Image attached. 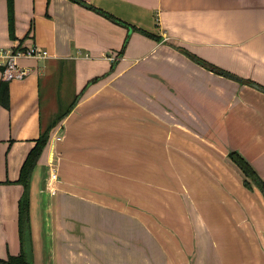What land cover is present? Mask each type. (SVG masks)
Returning a JSON list of instances; mask_svg holds the SVG:
<instances>
[{
    "label": "crops",
    "instance_id": "0c3cea01",
    "mask_svg": "<svg viewBox=\"0 0 264 264\" xmlns=\"http://www.w3.org/2000/svg\"><path fill=\"white\" fill-rule=\"evenodd\" d=\"M80 1L159 38L129 30ZM80 1L13 0V35L9 1L0 0V50L38 45L47 52L17 58L27 74L8 79L10 104H0L3 260L23 249L19 209L23 185L17 182L22 165L59 111L69 110L53 127L48 144L54 134L62 137L47 144L31 176L34 264H118L110 259L118 255L103 253L100 245L93 247V241L101 243V234L107 236L108 231L123 243L119 227L122 219L132 222L131 211H124L120 202L119 206L109 200L103 204L87 196L105 193L94 171L104 172L100 155L106 153L111 159L114 151L118 159L119 142L131 145L141 136L145 165L150 158L144 147L150 142V119L165 125L166 117L173 126L171 134L175 131L181 139L192 140L190 153L204 169L222 171L219 151L209 144L215 140L228 153L238 151L264 179V0ZM182 48L225 72L203 66ZM3 76L0 69V81ZM95 77L101 78L89 84ZM42 99L48 101L50 121L43 118ZM134 124L140 126L139 136ZM54 144L61 161L56 166L58 178L49 185L53 170L48 147L51 151ZM126 154L132 155L129 150ZM226 165L243 182L239 169L231 162ZM107 173L112 176L113 171ZM231 185L235 193L227 195L229 227L218 229L227 240L216 243L220 239L212 235L216 256L211 260L205 246L200 250L197 244L198 264H264V193L250 192L255 186L250 189L238 179L227 183ZM67 217L71 224L75 219L77 231L92 226L89 252L72 251L71 241L60 244L66 239L57 236L60 227L71 228ZM194 217L206 233L212 231L200 212L195 211ZM134 225L128 236L138 241V225ZM128 264H140L139 257Z\"/></svg>",
    "mask_w": 264,
    "mask_h": 264
},
{
    "label": "rangeland",
    "instance_id": "374dc122",
    "mask_svg": "<svg viewBox=\"0 0 264 264\" xmlns=\"http://www.w3.org/2000/svg\"><path fill=\"white\" fill-rule=\"evenodd\" d=\"M46 94L47 91L44 86L43 95ZM42 101L43 118L50 121L49 112L46 110L48 101L45 99ZM171 112L170 110L168 114L172 115ZM181 113L183 114V112ZM164 119L165 125L156 124L153 120H149L150 142L148 145L144 144V147H148L150 158L146 159L145 165L142 158V144L139 141L141 129L135 124L132 129L138 132L135 135L139 137L135 138V143L131 145L119 142L117 160L114 159V151L111 153V159L106 153L100 156L98 154L104 172L101 173L100 169L94 172L97 171L98 185L104 187L105 193L93 192L87 198L98 201V203L109 200V203L116 206H119L120 202L124 211L128 213L131 211L133 219L132 222L124 219L121 221L122 227L119 228H122L120 232L122 231L121 234L125 236L123 243L121 237L115 232L110 235L108 231L106 232L108 233L107 236L101 234V243L93 241V247L97 244L100 245L103 253L110 255V252H113V254L118 255L110 258L116 260L118 264H123V260L124 264H128L129 261L132 263V259L137 257H139L140 264H198L200 258L197 252V244L200 250H203L202 247L205 246V250H207L205 253L209 260L213 259L216 256V251L213 250L215 244L212 235L220 239V241L215 240L216 243L227 240V236L218 230H226L229 227L228 220L231 209L228 207L230 203L227 195L235 193V187L234 185L227 186V183L238 179L242 185L245 184L226 165L228 162L235 165L225 150L226 148L224 149L220 144H217L215 140H209V144L219 151L216 152L217 159L221 161L222 165V171L216 170L212 173L209 169H204L196 157L190 153L193 145L191 144L192 140L181 139L177 133L175 134V131L171 134L173 126L167 123L169 120L166 117ZM182 126L188 127L187 124H182ZM162 134L164 136H161ZM61 137L59 133L54 134L51 143L48 145L51 146L54 141L60 140ZM159 137L162 139L158 140ZM104 149L105 147L101 151L105 152L106 149ZM128 150L133 156L130 157L126 154ZM49 151L48 147L50 162L52 163L50 169L56 170V166L61 161V152L55 147V144ZM108 151L110 155V150ZM193 166H196V169H193ZM235 166L239 169L237 165ZM108 171H113L112 176L107 173ZM239 171L244 178L240 169ZM253 185L255 189L250 190V192L257 189L258 192L261 191L258 186ZM94 189L95 191H102V188ZM195 211L200 212L211 225V232L207 230L209 233H206L205 230L195 224ZM67 220L68 225L71 226L70 229L60 227L58 234V229L56 230L57 236L66 238L60 244L63 245L71 241L70 245H75V248L71 249L72 251L75 249L84 251L85 249L89 252L90 237L94 236L89 235L92 226L85 225L84 232H80L76 230L77 222L75 219H73V224L70 223L69 217ZM135 223L138 225V241H132L128 236L131 225L135 227ZM115 237L120 239H114ZM132 245L137 249H131ZM122 248L124 252L121 251ZM200 254L202 255V253Z\"/></svg>",
    "mask_w": 264,
    "mask_h": 264
},
{
    "label": "trees",
    "instance_id": "16d2710c",
    "mask_svg": "<svg viewBox=\"0 0 264 264\" xmlns=\"http://www.w3.org/2000/svg\"><path fill=\"white\" fill-rule=\"evenodd\" d=\"M8 1H9V11H10V20H11V30H12V34L14 35V33H13V31H14L13 3L14 2H13V0H8ZM80 2L84 6L86 5L87 7L92 8L93 10L98 12L99 14L106 15L108 18H110L114 22H116L118 24L120 23L124 26H127V28L129 30H136V31L140 30L141 32H143L144 34H146L150 37L155 36V35L151 34L150 32H147L145 30H141L137 27H134V26L130 25L129 23L125 22L124 20L117 18L114 15H112V14H110L104 10H100V9L96 8L95 6L89 4L85 1L84 2L80 1ZM156 38H159V37H156ZM16 50H24V47L18 46L16 48ZM182 50L184 52H186L187 54H189L194 60H196L198 63L202 64L203 66L208 67L217 73L225 72L224 70H222L218 66L201 59L200 57H198L196 54L190 52L189 50H186L185 48H182ZM0 69L4 73L5 68L0 65ZM100 78L101 77H95V78L91 79L88 83L90 84L91 82L97 81ZM0 104L5 106V107H9V104H10L9 82H8V79L5 78V76H3V79L0 81ZM68 112H69V110L67 112H62V111L60 112L59 111V113L56 115L53 123L47 129L43 130L40 133V135H39L40 137L37 139L36 145L28 153V155H27V157H26V159L22 165V168L20 171V177L17 180V182L20 183L21 185H23V193L21 195L20 203H19L21 239H22L23 249H22V253L19 255L9 256V258L7 260L0 259V263H5V264H33V261L27 260L26 252L24 249L25 234L27 232H29L31 235V226H30L31 176H32L33 170L36 167L41 155L43 154L42 153L43 150L45 149V147L49 143V140L51 137L50 133H51L53 127L60 120H62L63 117ZM229 157L234 162V164L239 167V169L243 173V175H244L243 182L245 183V185L248 186L249 188L253 189V187H254L253 184H255L264 193V179L261 177V175L258 174V172L253 167V165H251L248 162V160L243 155H241L238 151H230Z\"/></svg>",
    "mask_w": 264,
    "mask_h": 264
},
{
    "label": "built area",
    "instance_id": "2783aa9c",
    "mask_svg": "<svg viewBox=\"0 0 264 264\" xmlns=\"http://www.w3.org/2000/svg\"><path fill=\"white\" fill-rule=\"evenodd\" d=\"M46 54L47 52L42 50L38 45H34V47H24V50H0V65L5 68V78H21L27 74V70L18 65L17 58L19 56L27 55L28 57H40ZM56 170L51 172V179H56L58 177V172Z\"/></svg>",
    "mask_w": 264,
    "mask_h": 264
},
{
    "label": "water",
    "instance_id": "95a60500",
    "mask_svg": "<svg viewBox=\"0 0 264 264\" xmlns=\"http://www.w3.org/2000/svg\"><path fill=\"white\" fill-rule=\"evenodd\" d=\"M24 249L26 252L27 260L33 261V249H32V242H31V235L29 232H27L25 234ZM33 264H34V262H33Z\"/></svg>",
    "mask_w": 264,
    "mask_h": 264
},
{
    "label": "bare ground",
    "instance_id": "6f19581e",
    "mask_svg": "<svg viewBox=\"0 0 264 264\" xmlns=\"http://www.w3.org/2000/svg\"><path fill=\"white\" fill-rule=\"evenodd\" d=\"M54 180H55V179L52 178L51 181H50V183H49V185H52V184L55 182Z\"/></svg>",
    "mask_w": 264,
    "mask_h": 264
}]
</instances>
